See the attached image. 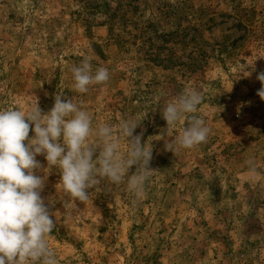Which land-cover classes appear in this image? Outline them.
<instances>
[{
  "label": "rangeland",
  "instance_id": "374dc122",
  "mask_svg": "<svg viewBox=\"0 0 264 264\" xmlns=\"http://www.w3.org/2000/svg\"><path fill=\"white\" fill-rule=\"evenodd\" d=\"M85 57L109 80L81 94L71 69ZM261 71L264 0H0V109L28 111L37 99L46 113L62 94L94 126L134 120L152 149L140 195L125 176L73 201L48 175L58 264H264ZM189 89L202 103L188 117L210 134L171 152L189 119L168 126L163 112ZM249 161L261 178L248 176Z\"/></svg>",
  "mask_w": 264,
  "mask_h": 264
},
{
  "label": "clouds",
  "instance_id": "9594fccd",
  "mask_svg": "<svg viewBox=\"0 0 264 264\" xmlns=\"http://www.w3.org/2000/svg\"><path fill=\"white\" fill-rule=\"evenodd\" d=\"M71 72L74 88L81 94L109 80V71L94 68L87 57ZM256 79L262 85L256 94L264 100V71ZM201 103L199 91L189 89L167 104L162 116L166 125L175 126L182 119L189 122L175 141L165 145L166 150L191 149L206 142L210 134L206 121L188 117ZM139 125L122 119L116 130L109 124L94 126L83 104L62 94L55 95L46 113L38 107L37 99L28 111L0 109V264H58L49 246L55 227L50 211L53 202L46 204L41 195L53 171L73 201L87 202L93 190L105 183L119 184L125 176L128 190L142 194L153 170L149 168L151 146L146 148L141 136L133 135ZM122 140L127 143L123 154ZM38 156H43L46 167ZM133 166L135 171L129 175ZM261 175L249 161L248 176L259 179Z\"/></svg>",
  "mask_w": 264,
  "mask_h": 264
}]
</instances>
